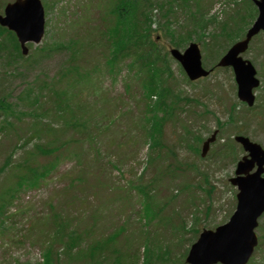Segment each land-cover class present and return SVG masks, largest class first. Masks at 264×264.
<instances>
[{
    "label": "rangeland",
    "instance_id": "rangeland-1",
    "mask_svg": "<svg viewBox=\"0 0 264 264\" xmlns=\"http://www.w3.org/2000/svg\"><path fill=\"white\" fill-rule=\"evenodd\" d=\"M6 1L0 0V10ZM196 1L200 3L202 8L211 6L208 10V16H217V24L208 27L204 38L207 43L211 44V34H216L219 31V24L224 21L228 22V16L236 10V5L231 2L228 4L223 3L220 0ZM242 1L236 0V2ZM69 2H71V6H65L63 2L54 12V14H57L62 8L65 9V12L57 15L60 20H56V27H59V37H63V40H67L71 32L80 25L79 22L82 19L80 15L84 0H67V4ZM49 4L53 6L55 3L50 1ZM86 8L89 14L87 37L93 35L99 37L98 31L92 33V30L95 29L94 22L102 24L110 17L116 20L120 14V7L106 8L99 3L94 4L92 0H88ZM186 13L188 12L186 11ZM97 14H100V16L94 18V15ZM104 15H106L105 18L101 17ZM176 15L177 19L173 20L171 28H174L175 31L180 30L179 33L182 34L193 28L192 23L188 22L190 17L187 19L186 14H182L179 10H175L174 16ZM53 17L54 15H49L47 19H53ZM160 19V17H156V21H160ZM174 21L175 23L178 22V25H175ZM72 22L75 23H73V27H71ZM153 28L157 30L153 33V36L159 35L160 41H162L160 45L168 48L169 39L164 35L163 25H158V28L155 25ZM4 35L5 32L1 31L0 39L2 41ZM223 38L228 37L223 35L222 38L217 39L221 49L227 44V40L223 41ZM197 39L198 37L194 36L192 42H196L194 40ZM200 41L196 43L201 46ZM34 47H30V50L33 51ZM201 48L203 47L201 46ZM242 57L258 66L261 86L255 92V95L256 98L260 96L261 103H264V98H262L264 96V35L255 38ZM59 61L60 56L55 55L53 58L42 62L43 65L36 64L24 81L23 79L13 78L15 80H12L9 88L2 82L4 68L2 67L3 64L1 65L2 61H0V90L4 87L5 91L8 92V97L11 98L9 103L17 105L15 112L30 114L34 110L30 106L15 100L24 87L22 86L23 82H32L35 77H37V81H43L37 76L41 68L44 69L46 76L54 77L55 74H58ZM77 61L86 68L97 65L101 75L94 78L92 86L85 84L70 90L74 95L71 105L76 111V117H84L85 114L83 113L88 108L94 111L103 110L102 104L97 105L98 98L92 96L97 88L99 90V83L101 82L105 92L110 87L120 91L123 86H127L129 92H133L134 96H125L124 92L121 91L116 96L120 99L119 105H129V107L120 109L121 116L109 133H97L91 137L92 141H96L93 144V149L99 150L105 156L97 161L93 160V157L87 154L88 145L86 142L83 139L79 140V135L74 132H65L59 136L60 142L68 143L60 152L65 157L58 162L56 169L54 171L50 170L45 176H42L43 178H39L37 185H32L27 179L23 181L21 202H18L15 208L12 209L15 213L14 229L19 231L20 235L14 234V229L9 226L10 219L6 221L5 216L0 215V221L3 220L6 224V226L0 224V236H6L0 239V264H14L15 260L16 263L21 264H39L41 262L40 250L38 247H33L27 243L25 229L36 218L40 219L43 215L49 214L48 204H53L55 208L58 205L60 212L64 215L66 213L70 214L69 223L73 221L74 226L81 230L91 226V217L96 215L95 226L92 227V232L96 236H106L117 227L122 226L124 232L119 236V239L117 238L116 245L120 243L121 248L124 249L121 252L123 264H126L127 260L125 254L133 252L132 247H130L133 242L135 243V255L132 254L131 256L133 264H154L157 260L156 248L158 246H166L167 248L169 246V249L165 250L169 252H158L159 256L167 259L159 261L157 264L182 263V261L178 262L177 259H181L186 254V249L192 244L195 236L193 230L196 228L200 230L216 228L227 221L228 216L235 207L234 195L236 192L234 193L235 189L228 183V180L233 177L235 169L234 160L229 157L230 154L226 155L221 151L216 153V149L219 148L218 143L213 148L214 154H212V148L204 158H200L199 153H197L202 144L200 143L201 140H205L214 131H217V127L220 129L216 125V119L227 122L226 109L231 102L237 101L235 99V88H232L233 77L230 69H216L205 80L187 84L178 65L173 61H169L171 71L178 85L177 89L182 90L180 96L196 100V103H186L187 105L183 102L177 103L178 106L183 108V111H179L181 108L177 107L175 112V115L179 116V123L174 126L169 122L165 124L164 137L162 138L163 147L159 148V160L157 159L158 161L153 166H146L145 168L146 155L149 154V150H146L145 143H142L143 128L139 126L135 130V113L142 107L141 94H138L139 87L138 80L135 79V73L128 70L125 72L126 78L123 79L117 75L116 81L112 83L109 74L105 72L106 68L98 50L83 53L81 57L77 58ZM202 63L205 64L204 60H202ZM11 69H8L9 72ZM93 69H96V67H93ZM81 71L83 70L81 69ZM44 81L48 82L47 79ZM55 88L57 86L53 87V89ZM143 92H145V89H143ZM0 93L2 92L0 91ZM98 94H101V91H98ZM111 97L115 98L114 96ZM73 105H79L83 113L77 112L80 111L79 108L73 107ZM229 107V125L236 126V118L244 115L246 110L242 105L235 103L230 104ZM108 108L112 110L114 106ZM130 109L133 110V113H128ZM253 114L247 115V119L242 120L239 123L240 126L238 125L236 128L238 132L242 131L246 134V137L261 145L264 149V120L262 119L264 107L259 105V108L253 111ZM93 116L101 115L92 113L90 116L89 114L86 115V118L91 121L94 118ZM9 121L13 123V126L0 134V167L8 152L14 146L20 145L23 139L28 136L36 119L30 115H25L18 120L10 118ZM0 122H2V119H0ZM6 124V122L2 123V125ZM180 125L184 126L185 129L182 130ZM234 126L224 128L221 132L217 131V140L221 137L224 138V141L230 140L231 135L234 133ZM189 133L192 134V136L189 135L190 138L187 137ZM194 136L197 139L200 138L198 143ZM179 137H181L180 144ZM50 140H52L51 137L44 138V142ZM136 141L138 142L135 145ZM80 142L83 143L80 144ZM110 142L113 143V146L108 145ZM171 148H173L175 156L170 155ZM74 151L80 153L79 161L68 156V153ZM234 152H237L238 159L244 155L238 145L235 146ZM159 153H154L152 156L157 158ZM39 157L36 162H43L44 160ZM14 158L13 163L15 161L19 163L24 158V152L17 150ZM108 162L113 163L118 168H112ZM12 167H8L0 173V187L14 186L20 175L28 173L24 168H18L16 175H13L15 171ZM68 176L76 181L71 197L66 196L70 189V187H66L69 182V179L66 178ZM210 187H212L211 191H209ZM63 192L65 195H62ZM146 198H148L147 202L149 204L153 203L154 206L161 208V215L152 218L151 221L147 217L151 211L148 210V206L144 202ZM138 199L140 200L137 202ZM154 206L151 207L154 209ZM206 207L209 208L208 216L204 215ZM137 209L138 222L136 225L135 212ZM21 210H23V213H20ZM175 216L181 219V224L176 223ZM161 219L164 220L165 226L158 227ZM169 220L171 222L174 220V227L169 226ZM261 223L264 226V218ZM178 225L179 227H177ZM182 227L184 232L181 231ZM152 229L156 233L155 237ZM259 233L260 230H257V234ZM17 235L18 240L22 241L21 246H16L15 241L10 242L13 240L10 237H17ZM179 236H182L185 240L182 245H178ZM263 257L264 246L256 256V261H260ZM113 261L110 254L103 261V264H111ZM85 263V261L77 262V264Z\"/></svg>",
    "mask_w": 264,
    "mask_h": 264
},
{
    "label": "trees",
    "instance_id": "trees-1",
    "mask_svg": "<svg viewBox=\"0 0 264 264\" xmlns=\"http://www.w3.org/2000/svg\"><path fill=\"white\" fill-rule=\"evenodd\" d=\"M192 1L194 0H180L178 5V7L182 6L183 9L194 7L196 13H198L194 15L192 20L190 19L193 26L192 31H187L184 36L174 34L178 36L177 39L175 38L177 40L175 44H178V47L189 40L192 34L196 33L195 30L200 31L201 36H203V32L207 28V25L213 21H208L205 18V11L201 10L199 2H194V5H190ZM127 3L129 4V8L127 9L129 15L120 17L117 23V26H121V30H117L118 39L116 40L117 42H115L116 47L122 49L135 47V56L140 58V65L143 66L147 72L145 81L147 98L151 101L152 97L155 96L156 100L153 101L155 103L153 108L163 112V115L168 114V111L172 110V108L171 103H167L168 90L165 87L163 75L169 76V67L165 63L166 54L154 44V41L150 37V26L152 23V10L154 6L160 9L163 15L166 11L165 7L171 6L172 3L163 0H155L153 2L150 0H135L133 2L131 0H124L123 6L128 7ZM166 13L168 12L166 11ZM255 15L256 10L253 5L248 0H244L240 10L234 11L232 15L228 16V22L223 23L221 29L223 34H225L230 41L240 38L244 28L247 26L248 22L254 19ZM168 18L169 16H166V20H168ZM231 26L234 27L232 30L229 29ZM79 38L80 36L75 35L66 41L60 39L57 43H54V40H52L49 44H45L43 48L31 54L28 61L23 60L20 56L17 43L7 42L9 46L7 47L8 57L6 58L5 66L8 65L7 67L12 69L8 72L7 77L2 79V82L9 88L12 80H15L13 78L23 79L24 81L36 64L39 65V61H41L43 57L52 55L56 51L68 52L67 57L69 54L72 55L76 53V50L83 45V41ZM1 48H3V46H0V50ZM23 83H25V87L15 100L19 103H26L27 106L34 109L30 112V115L36 118V122L33 124V130L36 129L34 133L40 132L42 129L44 132H56L57 134L63 132L65 127L71 128L74 129L73 132L79 135V140L83 139L88 145V156L91 155L93 160L96 161L101 159L102 156H105V154H101L99 150L93 149V144L96 141H92L91 137L95 136L97 133L101 134L110 131V125L113 123V119L110 120L107 116L104 118L105 120L99 118V120L97 119L89 122L79 120V122L75 116L76 111L72 110L68 102L65 101L62 103L60 101H55L58 96L66 93L67 88H62L60 90H57V88L53 89L56 85L54 80L48 82L44 80L37 81V77H35L32 82ZM5 90L4 87L0 90L2 92L0 93V110L3 112L13 111L14 108H17V105L8 102L10 97H8V92ZM50 103H54L56 108L48 107ZM156 113L157 112H154L152 114L150 121ZM162 120L163 118L157 117L156 121H153L154 126L145 128L143 131L144 136L151 139L150 146L153 147V150L157 147H163V131H160V123ZM52 125H56V130ZM33 138L34 136L26 137L21 146L25 148L27 143L32 141ZM53 140L56 142L57 148L46 147L50 144L40 145L35 146V148L33 147L34 149L28 152L31 158H34L38 153H45L51 157L47 163L43 165H36L35 162H33L32 165H30L31 163L29 162L23 163L22 165L16 164L17 166L13 167L15 171L13 175H16L19 166L28 171V174L26 176L20 175L17 180L18 182H15L14 186L0 187V215H4L6 221L7 219H10V221L13 219V216L8 214L14 201L18 199L21 183L23 184V181L27 179L32 185H37V180L43 178L42 176H45L50 170L54 171L59 160L65 157L58 152L66 147L68 143L60 142L59 136L56 139L53 137ZM82 143L83 142H80V144ZM108 145L113 146V143L110 142ZM56 153H58V155ZM169 153L175 156L173 148H171V152ZM68 156L73 159L75 158L76 161L80 160L79 152H70ZM159 157L160 153L157 158L148 155L147 166H153L159 160ZM11 159L12 155L10 154L6 162L0 168V173L5 171L4 167L9 165ZM109 164L112 168H117L113 163ZM66 178L69 179L66 187H70L66 196L71 197L74 192L76 181L70 176ZM80 180L82 181V179ZM62 195H65V193L63 192ZM48 208L50 215L47 224L49 226L42 222L40 224L31 225L27 230V238L30 240L33 235L39 234L40 232L44 236V240L41 243L37 241L38 238H35L36 240L32 238L33 241H31L34 245H36V243L40 245L42 264H77V262L81 263L84 261L86 262L85 264H103V261L109 256V252H112L111 255L121 254L122 249L116 245L121 228L115 229L112 233L107 235L106 238L103 237L104 239H94V241L88 243L87 241L90 239L87 238L88 235L92 233V227L95 226L94 221L96 215L91 217L92 225L81 230L77 226H74L73 221L69 223L68 218H70V214L66 213L64 215L62 212L58 211L54 205H49ZM208 211L209 209L206 208L204 214L206 215ZM0 224L6 226L3 220L0 221ZM118 251L120 252L118 253ZM249 264L261 263L253 260Z\"/></svg>",
    "mask_w": 264,
    "mask_h": 264
},
{
    "label": "water",
    "instance_id": "water-1",
    "mask_svg": "<svg viewBox=\"0 0 264 264\" xmlns=\"http://www.w3.org/2000/svg\"><path fill=\"white\" fill-rule=\"evenodd\" d=\"M258 9V18L246 33L242 42L235 44L220 60L219 66L233 67L238 84L240 100L253 103L251 90L258 85L253 79L254 70L249 63L243 62L237 56L245 51L250 39L260 30L264 31V0H251ZM6 17L0 19V24L15 31L22 53H26V42L38 43L43 34V12L39 0H16L5 10ZM172 56L180 61L190 80L206 76L200 64V54L196 45L191 44L181 55L172 50ZM214 135L203 143L201 156H205ZM245 151L249 152L250 160L246 157L237 164L236 178L230 180L238 189L237 206L228 223L217 227L215 231H203L188 253V264H246L253 248L256 246L254 229L257 219L264 212V153L261 149L250 144L246 139L237 138ZM257 165L254 174L249 171ZM243 175V176H242Z\"/></svg>",
    "mask_w": 264,
    "mask_h": 264
}]
</instances>
